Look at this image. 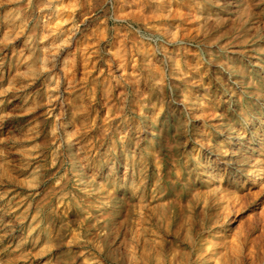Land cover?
I'll return each mask as SVG.
<instances>
[{"label": "rangeland", "instance_id": "374dc122", "mask_svg": "<svg viewBox=\"0 0 264 264\" xmlns=\"http://www.w3.org/2000/svg\"><path fill=\"white\" fill-rule=\"evenodd\" d=\"M254 168L264 0H0V264H264Z\"/></svg>", "mask_w": 264, "mask_h": 264}, {"label": "bare ground", "instance_id": "6f19581e", "mask_svg": "<svg viewBox=\"0 0 264 264\" xmlns=\"http://www.w3.org/2000/svg\"><path fill=\"white\" fill-rule=\"evenodd\" d=\"M156 5V4H155ZM152 8L158 9V6H152ZM122 67L119 66V68ZM122 97V96H121ZM124 100V99H123ZM124 124V123H123ZM121 129V128H120ZM252 151H256L255 148L252 149ZM254 174V181L253 184L261 183L264 180V170H260L259 168H254L253 170ZM140 211H144V208H140ZM144 215L141 213V215L137 218H135L133 229H132V236L134 237V242L138 243L140 249L150 250V257H153L154 255L162 260V264H188L187 256L180 255V260L178 258V253L174 254L175 250V243L181 242L180 234L176 231L175 227L178 223V215L172 216L169 215L171 212H167V209H164V217L162 219L163 223L165 224L162 226L161 221L155 217L147 216V212H143ZM149 218L151 226L157 229V232L163 235L161 238L162 241L160 243L154 242V245L150 244L149 240L146 238L145 233L152 231L145 229L144 225L146 223V219ZM205 221V220H204ZM200 223V222H199ZM198 224V223H196ZM194 223V225H196ZM165 227V228H164ZM170 239V241H169ZM194 241L193 238L190 236H187L184 240V245L191 248ZM182 246V245H181ZM241 248L234 250L231 254L230 252V261L232 263L230 264H237L239 260V253H241ZM137 253V252H136ZM135 253V254H136ZM173 256L172 258H170ZM242 259V258H241ZM243 260V259H242ZM220 264H222L221 258L218 259ZM219 264V263H218Z\"/></svg>", "mask_w": 264, "mask_h": 264}]
</instances>
